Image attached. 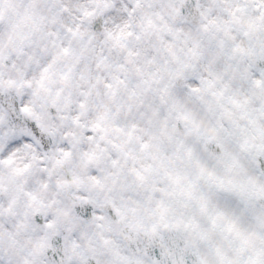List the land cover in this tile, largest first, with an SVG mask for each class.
Returning a JSON list of instances; mask_svg holds the SVG:
<instances>
[{"label": "snow or ice", "instance_id": "obj_1", "mask_svg": "<svg viewBox=\"0 0 264 264\" xmlns=\"http://www.w3.org/2000/svg\"><path fill=\"white\" fill-rule=\"evenodd\" d=\"M0 264H264V0H0Z\"/></svg>", "mask_w": 264, "mask_h": 264}]
</instances>
